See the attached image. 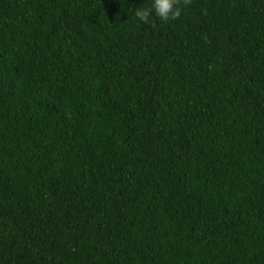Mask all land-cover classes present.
<instances>
[{"label":"trees","instance_id":"trees-1","mask_svg":"<svg viewBox=\"0 0 264 264\" xmlns=\"http://www.w3.org/2000/svg\"><path fill=\"white\" fill-rule=\"evenodd\" d=\"M0 0V264H264V0Z\"/></svg>","mask_w":264,"mask_h":264},{"label":"clouds","instance_id":"clouds-1","mask_svg":"<svg viewBox=\"0 0 264 264\" xmlns=\"http://www.w3.org/2000/svg\"><path fill=\"white\" fill-rule=\"evenodd\" d=\"M190 3L191 0H152L150 7L137 8L134 15L144 24L151 23L153 16L162 22L178 20L182 14V5Z\"/></svg>","mask_w":264,"mask_h":264}]
</instances>
